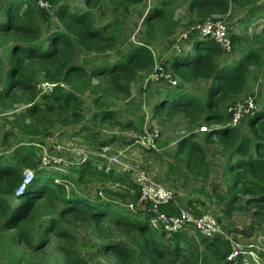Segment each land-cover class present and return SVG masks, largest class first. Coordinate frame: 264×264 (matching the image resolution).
I'll list each match as a JSON object with an SVG mask.
<instances>
[{"label":"rangeland","instance_id":"374dc122","mask_svg":"<svg viewBox=\"0 0 264 264\" xmlns=\"http://www.w3.org/2000/svg\"><path fill=\"white\" fill-rule=\"evenodd\" d=\"M3 1L6 3L12 0ZM61 1L70 7V12L78 9L93 12L97 26H103L116 20L120 21V32H115L116 39H119L115 40L117 41L116 45H114V41L113 45L97 46L92 51L79 47L74 61L76 66L93 73L108 64L119 61L136 47L146 46L153 56L154 67L149 71L137 72V75L130 79L131 96L127 99L123 92L113 91L109 84L110 80L106 78L80 77L71 78L69 82L65 78L51 80L57 75L46 63L24 61L19 57L13 59L11 50L20 41L13 34H0V56L4 61V65L0 66V77L4 79L3 83H0V91L5 92V95L8 92V76L12 64H15V67L18 65L16 69L22 66V73L36 90L32 95V93L23 92L21 89L11 88L9 97L0 98V130L5 125H7V131L13 126L11 128L15 129L17 137H21L19 143L22 145L27 139L14 126L16 119L30 107L29 102L41 104L44 97L53 94V92L43 94V91L39 90L40 85L57 83L58 88L64 89L66 93H74L80 98L79 112L83 119L77 122L70 115H68L69 117H65L66 115L55 117V121L58 123L49 130L50 135L48 137L36 136L34 140L45 142V145L51 148L55 155L64 157L71 162H77L76 151L89 153L90 157L100 151L102 142L111 140L113 142L110 146L120 149L130 145V141L145 130H158L161 139L157 149L147 151L134 148L129 153L134 163L144 167L171 186L176 192V199L181 207L188 208L196 214H213L219 218L223 227L231 232L264 233V222L261 223L260 219L251 212H237L232 217L224 213L231 196V175L228 176L225 172L226 155L220 139L214 137L210 142L204 140L212 129L209 124L205 123V116L199 114L190 116L189 111L184 109L173 114L168 111L157 114L155 112L157 103L167 96L166 94L171 88L169 82L164 78L159 82L152 81V77L161 68H164L165 72L172 74L174 80H177L180 86L185 87L188 93L206 100L210 81L185 83L170 68V65L175 56L188 54L193 50L194 40H202L198 34L192 33L196 26L207 21H221L227 27L230 46L223 48L220 45L223 52L219 59L220 66L235 65V62H239L244 53L248 51H257L262 54V60L250 64L247 72L246 91L229 103L226 109L227 114H231L232 107L252 96L257 97L258 106L261 107L264 103V0L255 6L261 9L253 17L249 15L251 7L232 4L227 13L215 14L207 18H202L197 12L190 11L191 0H146L140 5H130L122 0L121 6L117 5L121 0H100V3L95 7H87L85 0ZM20 2L22 5L28 2L34 3L33 0H20ZM59 3V0L52 1V9L45 12L48 19L40 22L46 35L50 28L54 32L57 29L61 32L67 31L66 20L60 19L57 14L61 5ZM79 6L81 7L79 8ZM23 9L24 5L22 11ZM155 10H162L166 19L156 23H146L147 18ZM68 11L67 9L66 14ZM61 14L64 16V11ZM3 18L0 14V20H4ZM234 35L241 37L244 41L234 43ZM182 37H188V39H184V42L182 40L179 45ZM73 39L75 40L74 36ZM33 96H35L34 100ZM104 111L114 113L113 118L102 119L97 116ZM247 119L248 117L243 119L237 126L244 131L243 137L249 133L246 126ZM230 123L232 125V119ZM214 128L221 127L215 125ZM202 129L207 131L203 132ZM189 136H197V141L205 147L209 175H207L206 167L198 169L194 166L187 167L183 163L187 156L185 153H179V143ZM2 138L3 133L0 135V148H2ZM15 140L8 143L9 148L14 147ZM12 150L14 148L10 151ZM12 153L13 151L7 154L8 158H13ZM2 157L0 156V159ZM95 160L89 161L94 164ZM26 169L29 168L23 167V171ZM68 175L74 178V184H71L69 189L86 197L95 199L96 196H100L103 190L127 193L126 186L119 181H114L116 177L123 179L118 173L108 174L113 178L106 180L96 178L88 179L89 181L86 182H76V176H73L71 172ZM101 196L105 197V194ZM113 200L112 202L120 210L132 216L147 212L146 208L138 205L140 197L137 201L132 196L125 200L117 198ZM60 213L58 208L40 206L33 213L35 218L33 222H30V227L34 229L36 225L38 227L44 224L48 216L59 219ZM62 218L63 230L70 235L68 240L63 239L55 232L46 234L42 232L35 240V247L29 248L17 236V231H10L7 235L0 233V264H170L167 260H155L135 230L118 227L112 223H104L98 227L86 217L78 214ZM159 224L157 219L152 220V226L157 231ZM160 234H165V236L161 235V240L167 246L174 243L173 234L166 235L165 232H160ZM188 237L193 240L189 242L191 246L185 242L181 245L185 250L193 248L192 246L195 244L199 245V250L202 253L200 264H217V259L203 243L207 241L198 235ZM42 242L44 244H40ZM110 243L126 246L129 258L109 252L106 244Z\"/></svg>","mask_w":264,"mask_h":264},{"label":"trees","instance_id":"16d2710c","mask_svg":"<svg viewBox=\"0 0 264 264\" xmlns=\"http://www.w3.org/2000/svg\"><path fill=\"white\" fill-rule=\"evenodd\" d=\"M124 1L130 5H140L146 0ZM59 2L61 5L57 14L60 19L66 20L67 31L61 32L57 29L54 32L50 28L46 35L40 22L48 19L47 13L35 3H24L22 11L23 5L20 0L6 3L0 0V14L4 17V20H0V34H13L20 41L12 48L11 57L46 63L57 75L51 80L65 78L69 82L71 78L80 77L106 78L110 80L109 84L113 91L123 92L125 98H130V79L137 75V72L149 71L154 67L153 56L149 49L146 46H138L114 64H108L93 73L87 72L84 68L74 64L78 48L92 51L97 46L113 45V42L117 40L115 32H120V21L116 20L103 26H97L95 15L90 10L78 9L70 12L67 4L61 0ZM260 2L262 0H191L189 8L192 13L197 12L202 18H207L215 14L227 13L232 4H242L251 7L249 15L253 17L261 9L255 7ZM85 3L87 7H95L100 0H85ZM114 3L117 4V2ZM117 5L121 6L122 0ZM67 9L69 11L66 14ZM62 11H64V16L61 14ZM165 16L162 10H155L147 18L146 23L165 20ZM44 35H46L45 38ZM201 39L193 41V50L190 53L175 56L170 68L185 83L210 81L207 99L198 98L188 93L185 87L178 85L168 90L167 96L157 103L155 112L162 114L168 111L173 114L184 109L189 111L190 116L194 114L205 116V123L209 124L212 129L204 140L210 142L214 137L220 139L226 155L225 172L228 176L231 175V196L224 213L232 217L237 212H251L262 223L264 222V103L261 107L258 106V111L247 119L246 126L249 133L244 137L242 129L231 126L232 115L227 114L226 111L229 103L246 91L250 64L262 60V54L257 51H248L244 53L239 62H235V65L220 66L219 59L223 55L221 46L213 40ZM240 41L244 40L237 35L233 36L234 43ZM2 65L4 61L0 56V66ZM10 67L12 68L8 76V92L5 95V92L0 91V98L9 97L11 88L21 89L33 95L36 90L22 73V66L16 69L15 64H12ZM3 80L0 77V83H3ZM32 98L34 100L35 96ZM28 104L30 107L20 114L14 126L28 139H31L33 144L20 146L19 141L16 142L18 146L13 156L15 161L7 157L0 161V233L7 235L10 231H17V236L29 248L35 247V240L42 232L44 234L55 232L68 240L70 235L63 230L62 217L78 214L86 217L98 227L104 223H112L118 227L135 230L155 260H167L170 264L201 263L202 253L199 245L195 244L189 250L182 247L183 242L191 246L189 242L193 241L185 232L173 234L174 243L167 246L161 240V235L165 236V234H160L159 230H155L152 226L153 214L146 212L132 216L124 213L112 202L113 199L125 200L129 196L138 200L140 192L137 186L129 180L114 178V181H119L126 186L127 193L103 190L104 193L101 192L100 196L94 199L69 189L70 185L74 184V178L71 175L39 169L38 152L34 145L37 139L34 140V138L36 136L48 137L49 130L58 123L55 117L63 115L69 117L70 115L80 122L83 119L79 112L81 100L74 93H66L64 89L57 87L52 95L44 97L41 104H33V101ZM97 116L102 119L113 118L114 113L104 111ZM215 125H220L221 128H214ZM196 138L197 136H189L182 139L179 143V153L186 154L187 157L183 163L187 167L194 166L198 169L206 167L207 175H209L205 147ZM112 142L108 140L100 143V146H108ZM23 167L34 169L35 180L20 196H17V190L23 182ZM70 172L76 176V182H86L89 181L88 179L96 178L100 180L113 178V174H104L90 161L78 168H73ZM102 194H105V197L101 196ZM40 206L58 208L61 217L57 219L48 216L44 224L38 227L36 225L32 229L30 222H33L35 218L33 213ZM163 211L168 215L179 214L174 206L163 208ZM203 243L206 249L215 256L217 264H221L225 258V252L228 251L226 243L220 239ZM106 245L109 252L129 258V252L123 244Z\"/></svg>","mask_w":264,"mask_h":264},{"label":"built area","instance_id":"2783aa9c","mask_svg":"<svg viewBox=\"0 0 264 264\" xmlns=\"http://www.w3.org/2000/svg\"><path fill=\"white\" fill-rule=\"evenodd\" d=\"M33 2L44 12L52 9L51 0H33ZM192 33L198 34L201 38L213 40L223 48L230 46L227 27L221 21H207L196 26ZM184 39L187 40L188 37H182L179 45L184 42ZM163 78L169 82L170 88L179 85L172 74L166 73L164 68H161L152 77V81L159 82ZM57 87V83H45L40 85L39 90L43 91V94H49L54 92ZM258 109L256 96L249 97L244 102L232 107L230 113L233 127H237L243 119L253 116ZM202 131L206 132L207 130L202 129ZM160 139V131L145 130L135 136L130 141V145L120 149H115L110 145L104 146L90 157L89 153L76 151L77 162H71L64 157L55 155L54 151L47 147L43 141L36 140L34 145L37 148L38 156L41 154L39 157V169L41 170L68 175L73 167H80L89 160L96 159L95 162L93 161V165L99 171L120 174L123 179L129 180L137 186L140 192L138 205L146 208L147 212L153 214L154 219L160 222L157 225L160 232H165L166 235L185 232L188 236L198 235L207 242L216 239L225 242L228 251L221 264H264V233L256 232L247 235L243 232H231L223 227L217 216L209 213L196 214L188 208L181 207L177 202L176 192L171 186L132 161L129 153L134 148L155 151ZM28 144L32 145L33 143L27 140L22 145ZM23 175V182L17 190V196H20L33 183L35 171L26 169ZM173 206L177 208L178 215H168L163 211V208Z\"/></svg>","mask_w":264,"mask_h":264},{"label":"crops","instance_id":"0c3cea01","mask_svg":"<svg viewBox=\"0 0 264 264\" xmlns=\"http://www.w3.org/2000/svg\"><path fill=\"white\" fill-rule=\"evenodd\" d=\"M81 6H79V8H80ZM11 127H13V126H11ZM10 127V128H11ZM7 125H5L4 126V128L2 129V130H0V135L3 133V138H2V140H1V142H2V148H0V156H3L1 159H0V161L1 160H4V159H7L9 156L7 155V154H9L10 152H12L13 151V153H12V155L14 156V153H15V146L17 145V143H13L14 144V147H12V148H9L8 147V143H10L13 139H16L15 141L16 142H18V141H21L20 139H21V137H17L16 136V132H15V129H13V128H9V130L7 131ZM10 131V132H9ZM25 139H27L28 140V138L26 137ZM27 140H24V141H27ZM4 141V142H3ZM20 146H22V145H20ZM14 148V150H12V151H10L11 149H13ZM7 149H9L8 150V152H7ZM7 157V158H6ZM10 159V158H9ZM13 159V161H15V159H14V157L12 158Z\"/></svg>","mask_w":264,"mask_h":264},{"label":"clouds","instance_id":"9594fccd","mask_svg":"<svg viewBox=\"0 0 264 264\" xmlns=\"http://www.w3.org/2000/svg\"><path fill=\"white\" fill-rule=\"evenodd\" d=\"M51 2H52V0H51ZM52 6H53V4H52ZM29 141L31 140V139H28ZM35 180V179H34Z\"/></svg>","mask_w":264,"mask_h":264}]
</instances>
